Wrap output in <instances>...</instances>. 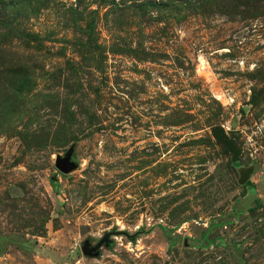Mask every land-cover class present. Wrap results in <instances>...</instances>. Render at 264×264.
<instances>
[{"label":"rangeland","instance_id":"1","mask_svg":"<svg viewBox=\"0 0 264 264\" xmlns=\"http://www.w3.org/2000/svg\"><path fill=\"white\" fill-rule=\"evenodd\" d=\"M0 264H264V0H0Z\"/></svg>","mask_w":264,"mask_h":264},{"label":"water","instance_id":"2","mask_svg":"<svg viewBox=\"0 0 264 264\" xmlns=\"http://www.w3.org/2000/svg\"><path fill=\"white\" fill-rule=\"evenodd\" d=\"M56 168L62 173H66L73 168V165L66 160H59L56 163ZM247 178H248V175H245L244 177H242L241 182L244 183L247 180ZM103 240L104 239L99 240L97 245L94 247H91V245L88 242H84L81 247L83 253L86 255H90V256L95 255L98 249L103 244Z\"/></svg>","mask_w":264,"mask_h":264},{"label":"trees","instance_id":"3","mask_svg":"<svg viewBox=\"0 0 264 264\" xmlns=\"http://www.w3.org/2000/svg\"><path fill=\"white\" fill-rule=\"evenodd\" d=\"M215 135H216V137L218 139H221L222 138V140H224L223 143H224V150H225V152H227V153L234 152L233 151V145H232V143L229 140H227L224 135H222V137L219 136V135H217V134H215Z\"/></svg>","mask_w":264,"mask_h":264}]
</instances>
